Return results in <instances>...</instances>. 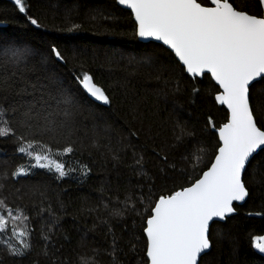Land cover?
Wrapping results in <instances>:
<instances>
[{"label":"snow or ice","instance_id":"obj_1","mask_svg":"<svg viewBox=\"0 0 264 264\" xmlns=\"http://www.w3.org/2000/svg\"><path fill=\"white\" fill-rule=\"evenodd\" d=\"M115 2L130 10L136 37L160 42L158 50L144 55L136 64L155 68L158 80L161 75L175 74L177 68L181 75L210 79L214 82L213 102L225 109V122L217 125L209 117L206 130L210 135L199 138H195L194 130L186 131V125L178 124L180 132L175 139L184 145L185 152L179 161L160 157L165 167L158 170L159 185L156 178L143 172V155L133 151L134 166L145 183L125 189V198L120 201L123 207L111 215L122 217L129 212L139 217L141 235L135 239H143V247L137 264H209L206 257L213 247L211 226L236 212L234 202H245L250 196L247 177L264 185V180L255 179L264 176V88H257L264 85V0ZM13 4L27 16L25 0H13ZM100 18L108 19L102 14ZM27 20L35 28L41 27L36 18L28 16ZM80 28L73 23L68 31ZM165 61L168 66L162 70ZM69 63L55 43L44 53L0 35V138H13L15 151L32 162L27 167L18 166L11 173L13 177H28L32 169H43L57 180L77 172L86 179L92 171L87 164L66 166L58 157L87 148L95 150L105 162H119L121 152L132 147V139L138 141L145 131L147 117L135 108L131 112L140 125L135 131L130 127L117 129L115 123H109L110 115L106 117L98 108L111 106L113 98L88 71L78 74L73 67L65 76L60 69ZM68 77L75 81V87L66 84ZM175 86L178 91L179 81ZM200 91L193 87L194 94ZM152 131L149 124L147 132ZM185 137L195 139L185 143ZM193 143L197 147H192ZM153 152L159 156L155 149ZM117 181L119 192V177ZM35 192L47 196L46 188H36ZM44 211L49 219L41 227L39 255L51 259V264H67L66 259L56 258L59 249L54 237L61 221L51 203L40 208L38 215ZM28 221L22 209L14 212L6 207V199H0V234L10 233L17 241L2 250L0 264L5 257L13 264H24L32 256V230L19 227ZM102 223L112 237L108 254L113 264H119L117 253L123 249L109 221ZM96 227L94 224L92 230ZM130 244V251L135 253L136 243ZM252 246L264 254V237H256ZM86 255L81 256L79 264H96Z\"/></svg>","mask_w":264,"mask_h":264},{"label":"trees","instance_id":"obj_2","mask_svg":"<svg viewBox=\"0 0 264 264\" xmlns=\"http://www.w3.org/2000/svg\"><path fill=\"white\" fill-rule=\"evenodd\" d=\"M25 3L27 16L19 13L12 2L0 0V35L44 53L48 45L55 43L70 61L60 69L65 76H68L67 70L73 67L78 74L88 71L113 98L111 106H100L98 111L106 117L110 115L109 123H115L117 129L130 127L135 131L140 127L131 112L133 108L147 119L145 131L140 133L138 141L132 139V147L121 152L119 162L111 159L105 162L95 150L87 148L58 157L66 166L78 168L87 164L92 171L86 179L77 172L57 180L43 169H32L28 177H13L11 173L18 166L27 167L32 162L15 151L13 138H0V199H6V207L14 212L22 209L29 221L19 227L26 226L32 230L34 251L24 264H51V259L39 255L43 243L41 227L49 216L47 211L40 215L38 212L40 208H47L49 203L61 221L54 237L59 249L56 258L60 261L66 259L67 264H79L81 256L87 254L86 259L95 260L96 264H113V258L108 254L112 237L102 223L107 220L119 247L123 249V252L117 253L119 264H137L143 247V239H135L141 235L139 217L129 212L122 217L111 215L113 210L123 207L120 201L125 198V189L133 190L137 184L145 183V178L138 175L139 169L134 166L133 151L143 155V172L156 178L159 185L161 180L157 173L165 167L160 157L166 155L169 160L179 161L185 152L184 145L178 144L175 139L180 132L178 124L186 125V131L194 130L195 138H199L210 135L206 130L209 117L217 125L225 122V109L213 102L214 82L205 77L193 79L186 74L181 75L179 68L175 74L161 75L158 80L159 73L155 68L136 64L135 61L144 55L158 50L160 43L140 41L134 35V18L130 10L116 4L115 0H25ZM101 14L108 19H101ZM28 16L36 18L41 27L32 26ZM92 16L97 19L93 21ZM73 23L80 24L81 28L70 32L68 28ZM74 56L79 58L74 60ZM167 66L165 61L161 69ZM176 81H179L178 91ZM66 84L75 87L71 77ZM193 87L201 91L194 94ZM257 88H264V85ZM149 124L153 128L150 134L147 132ZM124 135L127 136V132ZM195 138L185 137V143ZM192 147L197 145L193 143ZM153 149L159 156L154 154ZM209 156L205 157L206 163ZM117 177L119 192L116 190ZM255 179L261 181L264 176ZM246 180L250 189L246 202L235 205L236 213L225 221L211 226L213 247L206 257L209 264H264V257L252 246L256 237H264V185L255 183L251 176ZM36 188L41 191L46 188L47 196L40 197L35 192ZM94 224L97 227L92 230ZM63 236L68 239H62ZM16 242L10 233L0 234V255L9 243ZM130 242L136 243L135 253L130 251ZM4 264H13V261L5 257Z\"/></svg>","mask_w":264,"mask_h":264},{"label":"water","instance_id":"obj_3","mask_svg":"<svg viewBox=\"0 0 264 264\" xmlns=\"http://www.w3.org/2000/svg\"><path fill=\"white\" fill-rule=\"evenodd\" d=\"M8 1H10V2H12L13 3V0H8ZM121 6V5H120ZM121 7H123V8H125L124 6H121ZM126 9V8H125ZM129 10V9H128ZM140 41H143V42H150V41H145V40H141V39H139ZM154 42H157V41H154ZM157 43H160V42H157ZM201 78V77H200ZM248 198H246V200H247ZM246 202V201H245ZM245 202H234V207H235V205H243ZM236 213V212H235ZM234 213V214H235ZM233 215V214H232ZM231 215V216H232ZM221 222H223V221H221ZM256 251V250H255ZM257 252V251H256ZM258 253V252H257ZM258 254H260V253H258ZM261 256H263L264 257V254H260Z\"/></svg>","mask_w":264,"mask_h":264}]
</instances>
